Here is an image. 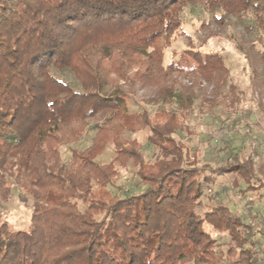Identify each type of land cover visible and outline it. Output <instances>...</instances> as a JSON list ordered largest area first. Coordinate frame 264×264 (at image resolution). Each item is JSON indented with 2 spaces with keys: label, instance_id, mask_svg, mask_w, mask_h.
Masks as SVG:
<instances>
[{
  "label": "trees",
  "instance_id": "16d2710c",
  "mask_svg": "<svg viewBox=\"0 0 264 264\" xmlns=\"http://www.w3.org/2000/svg\"><path fill=\"white\" fill-rule=\"evenodd\" d=\"M198 10L211 12L217 27L241 28L236 49L264 82L249 55L264 67V50H255L264 47V0H0V197L19 188L32 210L26 231L0 222V264H264V176L251 169L252 152L244 158L246 147L215 146L223 154L216 168L212 150L201 154L178 137L193 95L167 87L153 119L137 115L157 149L151 160L139 140L118 142L127 126L111 124L133 112L104 62L143 56L144 80L183 71L164 66L163 48ZM212 69L224 75L223 58L207 55L189 70ZM98 115L110 118L81 127ZM71 125L65 163L57 145ZM88 131V146L76 142ZM251 139L256 153L262 143ZM109 144L114 158L97 162ZM130 162L137 184L125 191L117 180ZM224 176L232 179L225 190L246 197V212L225 201L223 187L206 191Z\"/></svg>",
  "mask_w": 264,
  "mask_h": 264
},
{
  "label": "rangeland",
  "instance_id": "374dc122",
  "mask_svg": "<svg viewBox=\"0 0 264 264\" xmlns=\"http://www.w3.org/2000/svg\"><path fill=\"white\" fill-rule=\"evenodd\" d=\"M189 18H192V22L180 29L170 42L164 44V66L167 67L170 63L183 66V71L172 74V77L154 78L155 80L141 79L140 75L145 73V68L149 63L143 56L129 57V60L123 62L116 53L111 60L104 62V66L108 70V80L128 94L125 107L129 108V112H133V115L126 120L121 117H111L112 125H122L123 123L124 127L127 126V129L123 128V131H119L120 134L116 136V139L126 148L131 146L128 140H139L142 144L141 150L145 153L146 158L151 160L157 153V149L147 142L150 130L144 129L143 119L141 125H135L134 121L137 115H142L143 110L148 112L153 119V115L159 109L155 106L157 98L162 97V93L167 87L175 86V89L183 92L184 95L194 96L193 109L190 112L187 125L184 126V132H181L178 137L189 147L197 145L201 154H207V150H212L213 153L211 152L208 156L210 163L216 168L223 154H219L215 146L225 147L226 143L231 142L232 147H246L244 158L252 152V155L246 159L250 161L251 169L258 176L263 177L264 82L258 78L254 79L250 62H247L236 49L237 43L242 40L239 39L242 30L239 27H217L212 20V13L209 11L198 10ZM255 45L256 51L264 50L261 43ZM207 55L223 58L224 75L218 73V69H212V73L215 72L214 75L206 76L198 71L190 72L189 69L193 65L199 66L200 63L206 61ZM249 55L252 63L257 62L258 75L263 73L264 67L258 65L256 54L251 51ZM211 64L209 67L212 66ZM254 65L256 66V63ZM261 68L262 71H260ZM207 72L210 73V70ZM69 81L73 82L71 79ZM248 114H250L249 117ZM108 118H110L109 115L106 117L98 115L95 119L85 120L84 123H81V127L86 124L88 127L85 130L87 131L90 126L96 123L104 125L105 119ZM73 126L71 125L63 131L60 135L63 137V141L57 145L62 161L65 163L71 159L69 144H65V140L70 138V144L75 142L69 137L73 134L74 129L71 128ZM131 127H142L143 129L131 134L128 132ZM249 131L252 134L248 133ZM91 134L90 131L83 133V136L76 142L86 140L84 145L88 146V138L91 137ZM251 137L257 138L262 143L256 153L253 149L255 143L252 139L250 140ZM212 147L215 148L212 149ZM113 150L114 145L109 144L105 152L97 156L96 161L101 164L110 162L115 156ZM138 150L140 151V148ZM136 170L132 162L128 164L127 169H121L117 185L123 186L125 191L130 189V186L134 188L137 184ZM217 181L220 185L215 184L214 188L212 186L206 188L208 193H211V190L220 192L221 187L225 190L231 186L232 179L229 176H224ZM6 196H4L5 199L0 197V222H7L10 229L14 231L28 230L32 216L31 198L19 188H14L12 193ZM224 197L229 205L237 209L236 212H246L244 208L246 197L240 195L238 190L234 188L225 190ZM248 199L255 201V198L250 196Z\"/></svg>",
  "mask_w": 264,
  "mask_h": 264
}]
</instances>
